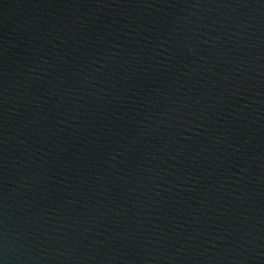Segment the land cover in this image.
Masks as SVG:
<instances>
[{"label": "water", "instance_id": "water-1", "mask_svg": "<svg viewBox=\"0 0 264 264\" xmlns=\"http://www.w3.org/2000/svg\"><path fill=\"white\" fill-rule=\"evenodd\" d=\"M0 264H264V0H0Z\"/></svg>", "mask_w": 264, "mask_h": 264}]
</instances>
